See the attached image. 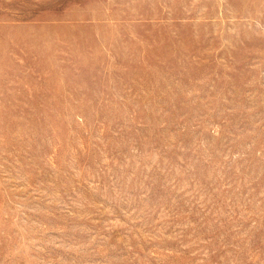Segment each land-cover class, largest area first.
<instances>
[{
	"label": "rangeland",
	"instance_id": "rangeland-1",
	"mask_svg": "<svg viewBox=\"0 0 264 264\" xmlns=\"http://www.w3.org/2000/svg\"><path fill=\"white\" fill-rule=\"evenodd\" d=\"M0 264H264V0H0Z\"/></svg>",
	"mask_w": 264,
	"mask_h": 264
}]
</instances>
